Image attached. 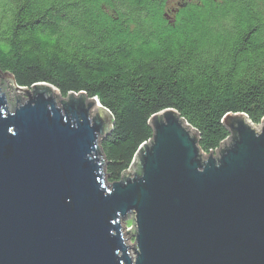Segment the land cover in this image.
<instances>
[{"label": "water", "instance_id": "water-1", "mask_svg": "<svg viewBox=\"0 0 264 264\" xmlns=\"http://www.w3.org/2000/svg\"><path fill=\"white\" fill-rule=\"evenodd\" d=\"M15 85L0 72V264H264V118L256 129L227 114L230 135L205 154L162 110L110 182L99 143L112 117L99 101Z\"/></svg>", "mask_w": 264, "mask_h": 264}, {"label": "trees", "instance_id": "trees-1", "mask_svg": "<svg viewBox=\"0 0 264 264\" xmlns=\"http://www.w3.org/2000/svg\"><path fill=\"white\" fill-rule=\"evenodd\" d=\"M164 13L161 0H0V72L97 99L112 117L99 146L111 182L162 110L179 113L205 154L227 138V114L264 118V0H201L174 24Z\"/></svg>", "mask_w": 264, "mask_h": 264}, {"label": "flooded vegetation", "instance_id": "flooded-vegetation-1", "mask_svg": "<svg viewBox=\"0 0 264 264\" xmlns=\"http://www.w3.org/2000/svg\"><path fill=\"white\" fill-rule=\"evenodd\" d=\"M161 3L162 8L165 10L164 17L171 24H174L176 21L179 11L189 4L201 6V0H161ZM102 7L105 6L102 5Z\"/></svg>", "mask_w": 264, "mask_h": 264}, {"label": "rangeland", "instance_id": "rangeland-1", "mask_svg": "<svg viewBox=\"0 0 264 264\" xmlns=\"http://www.w3.org/2000/svg\"><path fill=\"white\" fill-rule=\"evenodd\" d=\"M16 87H20V88H25V87H21V86H18V85H15ZM27 89V88H26ZM28 90V89H27ZM58 92V91H57ZM5 93H6V96H7V101H9V102H13V101H16V98H15V96H14V93H13V91H12V83L11 82H9V81H5ZM17 97H18V99L19 100H21V102H23L26 98H27V96L26 95H24V94H20V93H17ZM62 98H65V97H62ZM19 100H18V102H19ZM57 102H58V104L60 105L61 104V102L57 99ZM93 113V111H92V109H90V116H91V114ZM252 127H255L256 129H259L260 128V124L259 125H253L252 124ZM230 135V133L228 134V136ZM227 136V137H228ZM99 146H100V143H99ZM106 173V172H105ZM131 175V174H130ZM107 180H108V176H107ZM118 181V180H117ZM111 182V181H110ZM131 218V217H130ZM127 219V220H125L124 221V226L125 227H129L130 225H131V219ZM127 244H130V245H132L133 244V238H131V239H129L128 241H127ZM131 252V255H133L132 254V251H130Z\"/></svg>", "mask_w": 264, "mask_h": 264}, {"label": "bare ground", "instance_id": "bare-ground-1", "mask_svg": "<svg viewBox=\"0 0 264 264\" xmlns=\"http://www.w3.org/2000/svg\"><path fill=\"white\" fill-rule=\"evenodd\" d=\"M98 105V104H97Z\"/></svg>", "mask_w": 264, "mask_h": 264}]
</instances>
